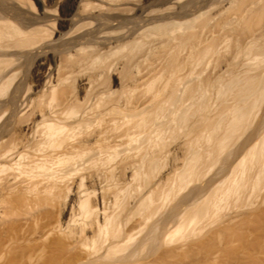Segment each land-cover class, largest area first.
<instances>
[{"label":"bare ground","instance_id":"6f19581e","mask_svg":"<svg viewBox=\"0 0 264 264\" xmlns=\"http://www.w3.org/2000/svg\"><path fill=\"white\" fill-rule=\"evenodd\" d=\"M67 1L0 0V264H264V239L246 233L264 196L236 204L264 188V120L167 210L264 87V0ZM231 42L211 82L231 104L203 124L206 60ZM141 86L156 89L134 99Z\"/></svg>","mask_w":264,"mask_h":264},{"label":"rangeland","instance_id":"374dc122","mask_svg":"<svg viewBox=\"0 0 264 264\" xmlns=\"http://www.w3.org/2000/svg\"><path fill=\"white\" fill-rule=\"evenodd\" d=\"M136 1L142 2L143 0H136ZM71 5H72L71 0L67 1L65 6H64V11H67L68 9H70ZM184 9H187V8H184ZM176 10H177V8L174 9V11H176ZM209 15H210V12H207L204 15L205 17L204 16L203 17L207 18V17H209ZM262 23H264V17H263ZM233 48H234L233 43L231 42V46H230L229 50L226 51V56L222 57L220 60L217 59L218 62L216 61L217 56H215V55L207 58L206 63H208L209 65L205 64V66L208 65V67H206V71H205L204 75H205V77H208V79H210V82L207 83V85L203 89L204 90L203 92H205V93H203L204 94L203 99L205 100V105L201 106L200 112H198V113L196 112L197 115L198 114L200 115V113H201V116L202 115L203 116L202 117L197 116L195 113L196 116L195 115L192 116L194 118L189 120L190 123H193V122L197 123L198 121H201L202 119L203 120L201 121V123H203V124H207L209 121H212V120L214 121L216 119L215 117H217L216 115L219 113V110L225 109L224 103H227L228 106L231 104V103H229L231 101L230 96L229 95L226 96L227 99H226V97H225V99L223 97H220L217 94V88L215 87L216 85L212 84V83L214 82L213 79L216 77V75L221 70V64H224V62L230 57ZM28 61H30V60H28ZM143 64H145V63H141V68L145 67V65H143ZM26 67L23 68V71L21 70L22 73H20V75L21 74L22 75L21 76L18 75L20 77V79H22V80H24L25 77L30 78L29 76H31L30 72L33 69V67L32 66L28 67L27 70H30V72L28 71L29 73L26 72ZM126 73L127 72L125 71L123 74L125 83L129 79V76ZM222 75H225V74H222ZM224 77H226V76H224ZM27 80H29V79H27ZM108 84L113 86V82H112L111 77L108 78ZM168 87L169 86H167L166 89H164L162 92H160L159 97L167 96V94L169 92ZM155 89L156 88L154 87L152 90H150L146 86H141L140 88H138L134 92L133 97H134V99L135 98L143 99L145 97H148L151 94V92ZM223 99H224V101H223ZM255 103H256L255 106L251 110L252 111L251 114L248 116L247 121H245V125L241 126L240 129H238V131H236L234 133V135L231 136V139H229V141L227 142L228 143L227 146L224 148V150H222V152L221 151L216 152V153H214L213 157L211 156V157L206 158L205 162H202V163L199 162V163H201L200 165L197 164L198 169L194 174H192L191 178L189 179V181L187 183L186 188L183 190V192H180L178 195L172 196V200H171L170 204H168L167 210L172 209V206H176V204H178L177 202H178L179 198L181 196L183 197V195L188 200L193 199L194 196L195 197L198 196L199 194L202 193V191L206 190V188L208 189V187L211 185V183L213 181L218 179L221 175H223V173H225L227 171L232 160L236 157V155L238 153H240L245 148V146L249 143V141L252 139V137L256 134L259 127L262 125V121L264 120V87L257 90ZM194 110H195V108H194ZM195 117H196V119H195ZM198 117L199 118L201 117L200 118L201 120H199ZM209 117H210V119H208ZM212 117H213V119H211ZM197 119H198V121H197ZM201 123L199 122V124H201ZM190 128L191 127L186 126V127H184V129L182 128V129L175 131L176 132L174 134L175 140H174V144L172 143L173 144L172 147H175L177 145V143H180L181 139L184 138L185 135L189 131H190L189 134H191V135L194 134V131L193 130L191 131ZM176 138L179 140H177ZM203 146H206V145L203 144ZM168 166L171 167V164L169 163V165L166 166L167 167L166 170H168L170 168ZM162 171L165 172V170H162ZM86 183L90 184L88 180H86ZM196 194H198V195H196ZM262 196H264V188L261 191H259V189H256L254 192V195H252V197L249 200L251 202H255L254 204H252V205L245 204L247 201V200H245V198H246L245 196H243V198L241 200H238L236 202V204L240 205L241 207H244V209L241 208L244 211H246V210L251 211V210L255 209L256 207H258ZM160 214H161L160 216L164 215L162 213H160ZM160 216H158L156 218L159 219ZM221 218H222V215H221ZM221 220H223V218ZM221 220H220V222L218 220V222H216L217 224L214 222V225L215 224L218 225L219 223H221ZM261 221L264 223V218H261L258 224H260ZM262 222H261L262 227L260 225H259L260 226L259 227L258 224L255 222V225L253 224L248 228L250 230H247L246 233L248 234L247 238L248 237L250 238V239H248L249 241L250 240L251 241L256 240L257 238L258 239H260V238L264 239V225L262 224ZM236 242H235L236 244H234L235 245L234 247H237V248L242 247V245L239 246L240 242H238V241H236ZM226 262L231 263L232 261H226ZM232 264H234V262Z\"/></svg>","mask_w":264,"mask_h":264}]
</instances>
